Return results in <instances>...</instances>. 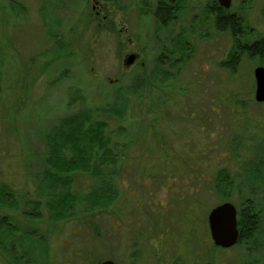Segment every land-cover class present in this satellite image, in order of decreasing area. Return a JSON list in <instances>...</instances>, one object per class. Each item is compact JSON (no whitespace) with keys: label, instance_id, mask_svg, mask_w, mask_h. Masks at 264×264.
<instances>
[{"label":"rangeland","instance_id":"1","mask_svg":"<svg viewBox=\"0 0 264 264\" xmlns=\"http://www.w3.org/2000/svg\"><path fill=\"white\" fill-rule=\"evenodd\" d=\"M205 1L186 0L175 25L161 29L150 12L157 0H0V185L11 203L1 211L11 226L0 229V264H264V102L254 100L253 77L264 58L238 47L264 41V0L232 1L247 30L233 70L222 62L234 40L204 22ZM182 29L189 59L158 83L163 42L170 47ZM141 73L152 83L117 97ZM84 113L107 124V157L76 172L69 147L43 163L57 121ZM221 168L232 176L227 195L214 189ZM51 176L67 183L54 186ZM97 176L115 192L108 200L51 208L53 195L87 194ZM248 195L260 210L255 233L214 247L208 212L224 200L237 210Z\"/></svg>","mask_w":264,"mask_h":264},{"label":"trees","instance_id":"2","mask_svg":"<svg viewBox=\"0 0 264 264\" xmlns=\"http://www.w3.org/2000/svg\"><path fill=\"white\" fill-rule=\"evenodd\" d=\"M145 5L146 3L143 2L141 10V14L143 16H146L148 14ZM186 8V0H170V2H168V0H157L154 8L150 9V12L151 17L153 18L156 25L159 26L161 29H166L175 25V22H177L179 16L186 11ZM205 9L202 8L203 13L205 14L204 22H206L207 24L209 22L210 24L212 23L213 29L216 32L223 33L227 31L230 37L234 40V46L228 55L227 61L222 62V66L224 68L233 70L235 68V62L233 64V61H236V58L239 56L237 55L239 51H237L235 43H239L238 39L240 37L242 40L243 32H241V28L245 27L244 22L242 21V17L239 15L238 17H235L231 14L230 11L221 9L216 5L215 1L213 0L206 1ZM193 19V23L199 20L196 17H194ZM243 31L247 33V30L245 28ZM184 36L187 37L185 30L182 29L180 32L177 33L176 36L171 37L170 47H168L163 42L164 46L167 47L169 50H160L161 56H158L155 61L154 70L158 71L159 75L156 76L155 71L154 79H157L156 81H158V83L172 76V74H168L165 71H167L168 69L174 70L178 68L181 64H185L188 61L190 50L192 48L190 46V42L187 41ZM243 41H245V36L243 37ZM247 48L248 50H246V48H244V50L249 56H261L264 58L263 40L248 44ZM176 55H179L180 57L179 60L175 61L174 57ZM142 75V77L140 76L138 79H135V82L133 84L131 83V81L128 83V86H125V88H118L117 97H120L121 100H126V90L132 87V85L140 87L145 85L146 80L151 82V80L147 78L151 77L152 74L147 75V78L145 77L144 73ZM119 83L121 84L122 81H120ZM157 87L160 86L157 84ZM77 97L78 94L76 91V99ZM88 115V113L76 114L74 116L62 118L57 121L56 129L53 130L51 136H49L48 139L45 138L47 140H51L52 137L53 142L50 141L49 144L46 143L47 145L45 146L46 151L44 154V159L42 158L43 163H47V155L49 156L48 162H50L51 164L59 162L64 157L65 152L69 151V147H71L72 154L74 152V149H76V172L80 170H92L93 163H95L96 161L100 163L101 161L100 159H98V156L107 157L105 155L108 154V152L103 151L106 150V147L108 146L109 142L107 137L106 139H104L101 133L105 130L107 124H105L104 122H94V124L90 123ZM191 115L193 114L191 113ZM151 121H154L153 123H150V125L153 127L156 124L155 119L153 118ZM138 124L140 126L139 130L141 132V134L139 135V139H143L142 134L144 133V128L141 127L143 123L140 120ZM56 140H66L68 144H70V140H72L76 143V146L71 144L70 146H62L57 144V142H55ZM90 163H92V165H90ZM65 169L66 168L61 166L59 167L58 171L63 173L65 172ZM258 169L259 167L256 166L255 170ZM49 180L53 183L54 186H56L60 182L63 184L67 183L66 180H60L57 176H51L49 177ZM93 181L94 182L90 186V190L87 194L80 195L73 193L72 195L70 191H60L57 194L53 195L54 198L53 202L51 203V208L62 209L65 213H67L68 211H70L71 213L72 209L75 210L76 208H78V205L86 206L87 203H89V206L91 204H102V201H104L106 197L108 200L111 195L115 194L114 190H108L104 188V183L106 181L105 178L98 179L97 176L93 179ZM96 181L99 183V187L95 186ZM213 183L215 191L219 193L224 192L225 195H227V193L229 194V192L231 191L230 186L232 184V176L230 175V172L228 170H226L225 168H221L216 172ZM68 187L69 185H67L65 188L68 189ZM6 189H9L6 187V185H0V229L4 227L10 229L11 226L9 222H6L7 218L3 214H1L3 206H9L11 204L9 202L10 199L8 200L7 196L5 195ZM37 192L41 194V189L39 188ZM251 198L252 195H248L246 196V198H243L240 201L241 204L237 209V224L238 230L240 232L237 244L241 243V241L248 242L251 235L255 233L256 227L259 224L257 222H259L258 220L260 210H255V202ZM224 202H227V200H224L223 203Z\"/></svg>","mask_w":264,"mask_h":264},{"label":"water","instance_id":"3","mask_svg":"<svg viewBox=\"0 0 264 264\" xmlns=\"http://www.w3.org/2000/svg\"><path fill=\"white\" fill-rule=\"evenodd\" d=\"M225 9H229L231 0H217ZM134 56L130 55L126 65L133 63ZM255 83L254 100L257 103L264 102V67L258 66L253 70ZM207 224L211 241L215 247L229 249L237 244L239 231L237 228V210L229 202L221 203L213 207L207 216ZM100 264H118L106 260Z\"/></svg>","mask_w":264,"mask_h":264},{"label":"flooded vegetation","instance_id":"4","mask_svg":"<svg viewBox=\"0 0 264 264\" xmlns=\"http://www.w3.org/2000/svg\"><path fill=\"white\" fill-rule=\"evenodd\" d=\"M206 1H208V0H206ZM206 1H205V3H206ZM213 1H215V3H216V5L218 6V7H220L221 9H223V10H226V11H230V8H231V5H232V1L233 0H231V5H230V7H229V9H225L224 7H222L220 4H219V2L217 1V0H213ZM168 2H170V0H168ZM204 9H205V6L203 7ZM206 10V9H205ZM206 12H207V10H206ZM208 13V12H207ZM231 14L232 15H234L235 17H238V15H237V13H236V11L235 12H231ZM247 45L248 44H245V45H239V48H241V50H244V48H246V50H248V48H247ZM245 51V50H244ZM263 67V66H262ZM7 222V221H6ZM208 225V224H207ZM237 228H238V224H237ZM239 231V230H238ZM239 235H240V232H239ZM239 240V239H238ZM238 243V242H237ZM214 246V245H213ZM236 246V245H235ZM215 247V246H214ZM234 247V246H233ZM216 248H218V247H216Z\"/></svg>","mask_w":264,"mask_h":264}]
</instances>
